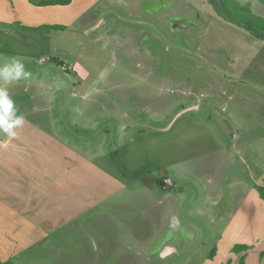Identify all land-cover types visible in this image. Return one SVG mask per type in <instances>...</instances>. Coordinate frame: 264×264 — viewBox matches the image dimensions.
<instances>
[{
	"label": "rangeland",
	"instance_id": "1",
	"mask_svg": "<svg viewBox=\"0 0 264 264\" xmlns=\"http://www.w3.org/2000/svg\"><path fill=\"white\" fill-rule=\"evenodd\" d=\"M235 1L264 19L263 1ZM94 8L52 29L51 39L40 25L20 26V37L0 30V65L17 57L31 73L8 86L17 114L33 102L28 115L44 120L41 110L50 108L52 130L112 165L130 201L100 210L99 252L69 225L51 235L55 246L19 261L199 264L235 211L260 242L264 39L219 15L210 0H99ZM90 219L84 224L91 228ZM124 233L138 242L128 248ZM161 234L187 240L170 255V247L157 250Z\"/></svg>",
	"mask_w": 264,
	"mask_h": 264
},
{
	"label": "crops",
	"instance_id": "2",
	"mask_svg": "<svg viewBox=\"0 0 264 264\" xmlns=\"http://www.w3.org/2000/svg\"><path fill=\"white\" fill-rule=\"evenodd\" d=\"M43 1L0 0V30L20 37V26L40 25L48 29L46 37L51 39L52 29L62 31L75 21L84 20L99 2L70 0L67 4L42 5ZM120 1L125 5L132 2ZM57 25L63 27H54ZM26 38L33 42L35 37L30 34ZM64 82L75 85L69 78ZM9 85L3 86L9 88ZM35 106L32 102L31 109L28 105L24 109L25 123L15 129L16 137L0 133V264H22L19 259L26 252L55 246L51 235L59 234L69 225L86 237L94 251L99 252L103 245L93 237V232L99 228L100 210L108 208L115 199H122L124 204L130 201L125 193L128 185L116 175L114 167L100 157L93 159L89 153H80L63 141L64 138L52 130L50 108L41 110L47 113L44 120L36 117L40 112L28 115L27 109L33 111ZM85 170L90 174L85 175ZM83 179L87 185L83 184ZM146 190L149 189L145 188V193ZM259 201L264 203L260 197ZM160 207L161 213H158L163 215V206ZM237 214L239 216V211L221 224L214 247L199 264H227L228 260L229 264H238L244 252H232L234 244L251 246L245 252V264H264V256L260 258L259 255L264 250V239L259 242L256 236L254 239L248 237L245 232L247 224L239 221ZM87 218L92 219L93 227L84 224ZM176 223L174 229L179 230L177 218ZM168 236L161 234L157 250L162 252V246L170 247L169 254L172 255L183 247L187 237L175 243L174 238ZM133 240L137 241L124 233L128 248L132 247Z\"/></svg>",
	"mask_w": 264,
	"mask_h": 264
},
{
	"label": "trees",
	"instance_id": "3",
	"mask_svg": "<svg viewBox=\"0 0 264 264\" xmlns=\"http://www.w3.org/2000/svg\"><path fill=\"white\" fill-rule=\"evenodd\" d=\"M264 2V0H261ZM70 0H45L42 5H54V4H67ZM210 3L213 4L215 11L222 17L237 22L239 25L250 30L252 34L257 35L264 39V19L255 16L251 13L250 7L248 5H239L235 0H210ZM233 3V4H232ZM61 28L63 26H54ZM256 190L260 198L264 201V185L256 186ZM251 246L247 244H234L231 248V251L234 253H242L239 258L238 264H245V252L250 249ZM260 258L264 256V250L260 252ZM230 263V260L227 261V264ZM1 264H9L1 262Z\"/></svg>",
	"mask_w": 264,
	"mask_h": 264
},
{
	"label": "clouds",
	"instance_id": "4",
	"mask_svg": "<svg viewBox=\"0 0 264 264\" xmlns=\"http://www.w3.org/2000/svg\"><path fill=\"white\" fill-rule=\"evenodd\" d=\"M31 73L25 69L23 61L17 57H10L7 62L0 65V133L8 137H16L15 129L22 127L25 117L18 115L15 102L9 95L8 88L3 85L12 84L21 80L27 81Z\"/></svg>",
	"mask_w": 264,
	"mask_h": 264
}]
</instances>
